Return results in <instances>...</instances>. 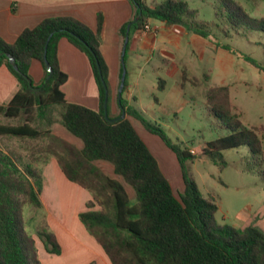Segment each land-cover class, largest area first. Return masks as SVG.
I'll return each mask as SVG.
<instances>
[{
	"label": "trees",
	"instance_id": "obj_1",
	"mask_svg": "<svg viewBox=\"0 0 264 264\" xmlns=\"http://www.w3.org/2000/svg\"><path fill=\"white\" fill-rule=\"evenodd\" d=\"M130 2L133 16L120 28L123 41L128 24L136 17L130 32L142 30L150 19H157L188 33L210 36L212 21L197 19V10L191 9L186 0H160L153 5L145 0ZM220 3L216 18L223 16L233 28L244 25L264 32V17H250L235 0ZM101 30V14L96 29L71 16H51L23 29L12 43L0 37V64L8 67L19 84L9 102L0 104V138L22 143L18 147L6 145L4 149L0 145V264H42L35 240L25 229L22 208H42L40 165L50 157L56 159L66 179L90 193L79 219L111 264H264V230L255 224L236 227L215 222V198L205 196L188 172L186 162L194 157L191 150L172 143L161 126L120 98L122 109L174 152L183 181V190L177 197L131 121L105 117L103 83L108 89V67L100 50ZM62 37L89 59L99 91L98 111L65 98L61 86L67 74L57 57ZM223 48L230 50L228 45ZM6 54L14 57L17 69ZM34 59L42 63L45 71L39 84H34L29 73ZM246 59L264 70L252 58ZM46 61L52 67L47 81ZM187 79L195 85L199 82L197 77ZM205 95L215 116L225 119L228 133L204 143L199 147L200 154L220 160L222 165L225 149L247 146L252 155H261L256 132L231 114L228 86L209 87ZM56 123L78 138L82 147L55 134ZM98 162L109 163L114 175H108ZM120 178L133 190V198ZM35 234L47 252L60 254L61 245L47 225Z\"/></svg>",
	"mask_w": 264,
	"mask_h": 264
},
{
	"label": "crops",
	"instance_id": "obj_2",
	"mask_svg": "<svg viewBox=\"0 0 264 264\" xmlns=\"http://www.w3.org/2000/svg\"><path fill=\"white\" fill-rule=\"evenodd\" d=\"M145 1L150 5L158 2V0ZM99 14L102 16L100 50L108 67L109 91L106 113L111 119L121 118L124 113L123 118L131 121L157 158L153 149L155 143L152 141V133L148 132L138 119L128 115L125 109H122L118 97L122 74L121 51L124 42L120 28L133 16L130 0H0V37L12 43L23 29L33 27L44 18L51 16H71L96 29ZM148 23L151 30L135 29L129 34L124 56L125 65L129 67V71H126V85L122 90L121 98L126 101L127 106L135 108L146 119L155 122L158 120V114H161L158 107L162 105V102L158 100V89L166 85L163 79H160L161 83L158 84V56L162 57L167 64V70L176 80L177 90L182 92L188 77L185 74L184 78V71L177 70L175 58H183L187 55L186 44L194 45L201 36L188 33L181 27L180 31L176 32L175 25H167L157 19H150ZM57 57L61 70L67 74V80L61 86L66 100L98 111L100 108L98 86L86 54L70 43L67 38L62 37L58 41ZM29 73L34 84L41 83L45 76L42 63L36 59L32 60ZM18 88L16 77L4 63L0 64V104H7ZM177 90L174 91L172 100L174 105L186 104L187 100H180ZM145 96L148 98L146 102L142 100ZM172 113L176 112L172 111ZM53 132L79 148L82 147V142L62 125L54 124ZM0 145L4 149L6 145L12 146V143L0 138ZM19 151H21L20 148ZM101 163L107 168L106 173L113 176L112 166L107 162ZM40 168L43 178L40 197L42 208H46L43 224L50 228L61 245L60 254L49 253L45 250L42 241L33 233L41 263L46 264V261L48 264L49 262L50 264H87L94 260L96 264H111L101 246L86 231L79 219V213L86 210V202L91 198L90 193L78 184L66 180L55 158L50 157L46 163L40 165ZM47 175H54L60 179L49 180L57 183L59 188L49 198V201L53 202L51 205L53 210L47 206L44 197ZM263 218L252 217L251 221L249 220L241 227L255 224L264 230Z\"/></svg>",
	"mask_w": 264,
	"mask_h": 264
},
{
	"label": "rangeland",
	"instance_id": "obj_3",
	"mask_svg": "<svg viewBox=\"0 0 264 264\" xmlns=\"http://www.w3.org/2000/svg\"><path fill=\"white\" fill-rule=\"evenodd\" d=\"M186 1L191 9L197 10V19L212 21L210 36L199 37L194 45L186 44L188 54L183 58H175L177 70L186 72L188 78L197 77L199 82L195 85L187 80L180 92L175 78L167 70V64L158 56V84L163 79L166 85L158 89V100L162 102L158 107L161 114H158L155 122L150 121L161 126L172 143L193 152L194 157L186 162L187 169L202 193L215 198L218 206L215 222L241 227L252 217H264V70L246 59V56L252 58L264 68V32L244 25L233 28L223 16L216 18V7L221 6L220 0ZM235 1L243 6L250 17H264V0ZM213 21L217 22L216 25ZM223 45L230 46V50L224 49ZM124 66L129 71L125 61ZM219 85L229 88L231 114L243 126L256 132L263 150L261 155H252L247 146L225 149L222 150V165L220 160L214 161L209 155L200 154V146L228 133L224 127L225 119L215 116L205 95L209 87ZM175 90L180 100H187L186 104L174 105L172 100ZM142 100L146 102L148 98L145 96ZM152 135L155 143L153 149L160 167L178 197L183 190V181L177 158L158 135ZM9 142L15 147L22 144L18 139ZM99 163L106 172L107 168ZM45 180L44 197L51 209L53 202L49 198L59 188L57 183L49 180L60 179L47 175ZM124 184L133 198V190ZM45 209L23 206L22 214L27 221L25 229L28 233L33 235L36 229L44 225Z\"/></svg>",
	"mask_w": 264,
	"mask_h": 264
},
{
	"label": "water",
	"instance_id": "obj_4",
	"mask_svg": "<svg viewBox=\"0 0 264 264\" xmlns=\"http://www.w3.org/2000/svg\"><path fill=\"white\" fill-rule=\"evenodd\" d=\"M137 20V17L134 18L127 26V32L125 35V39L123 42V46H122V51H121V63H122V74H121V79H120V84H119V88H118V97L119 99L121 98L122 95V90L124 87V83H125V77H126V69L124 66V56H125V52H126V47H127V43H128V39H129V32H130V26L133 22H135ZM9 62L12 64V66L17 69V65L15 62L14 57L11 54H6ZM46 70L48 71V75L46 77V81L50 78L51 74H52V67L51 65L46 61ZM29 83L31 84V81L29 80ZM104 87H105V101H104V111H105V117L108 118V115L106 113V104H107V100H108V89L106 87V85L103 83ZM124 117V113L122 114L121 118Z\"/></svg>",
	"mask_w": 264,
	"mask_h": 264
},
{
	"label": "built area",
	"instance_id": "obj_5",
	"mask_svg": "<svg viewBox=\"0 0 264 264\" xmlns=\"http://www.w3.org/2000/svg\"><path fill=\"white\" fill-rule=\"evenodd\" d=\"M152 28L150 27L149 23H146L143 28H142V31H149L151 30ZM175 31L176 32H179L180 31V27L179 26H175Z\"/></svg>",
	"mask_w": 264,
	"mask_h": 264
}]
</instances>
